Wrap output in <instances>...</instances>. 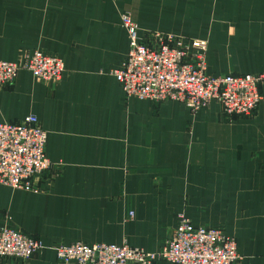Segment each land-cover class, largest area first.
Returning <instances> with one entry per match:
<instances>
[{
  "label": "crops",
  "instance_id": "0c3cea01",
  "mask_svg": "<svg viewBox=\"0 0 264 264\" xmlns=\"http://www.w3.org/2000/svg\"><path fill=\"white\" fill-rule=\"evenodd\" d=\"M122 14L140 35L205 41L209 76L264 75V0H0V61L64 62L59 81L20 70L0 89V123L35 116L51 164L37 193L0 185V230L43 245L0 264H64L53 247L76 242L157 253L180 213L232 238L236 264H264V80L250 117L126 98Z\"/></svg>",
  "mask_w": 264,
  "mask_h": 264
},
{
  "label": "built area",
  "instance_id": "2783aa9c",
  "mask_svg": "<svg viewBox=\"0 0 264 264\" xmlns=\"http://www.w3.org/2000/svg\"><path fill=\"white\" fill-rule=\"evenodd\" d=\"M129 40L127 57L113 76L126 98L161 103L174 101L190 111L217 101L225 117H250L261 95L264 75L209 76L205 54L207 43L158 32L140 35L129 14L120 17ZM20 70L42 82L59 81L64 62L59 57L34 51L22 62L0 61V89L12 83ZM46 133L35 116L20 123H0V185L37 193L35 178L51 169L45 157ZM131 216V214H130ZM43 249L39 239L8 228L0 230V259L27 261ZM64 264H236L240 257L235 241L222 230L193 227L182 213L177 227L157 253L139 248L103 243L76 242L53 247Z\"/></svg>",
  "mask_w": 264,
  "mask_h": 264
},
{
  "label": "rangeland",
  "instance_id": "374dc122",
  "mask_svg": "<svg viewBox=\"0 0 264 264\" xmlns=\"http://www.w3.org/2000/svg\"><path fill=\"white\" fill-rule=\"evenodd\" d=\"M201 110V109H200ZM192 112V111H191ZM197 112V111H196Z\"/></svg>",
  "mask_w": 264,
  "mask_h": 264
}]
</instances>
